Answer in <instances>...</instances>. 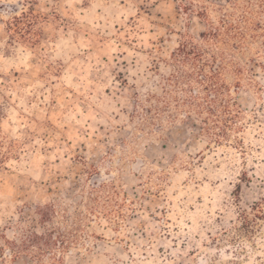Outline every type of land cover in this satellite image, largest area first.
Here are the masks:
<instances>
[{"label": "rangeland", "instance_id": "374dc122", "mask_svg": "<svg viewBox=\"0 0 264 264\" xmlns=\"http://www.w3.org/2000/svg\"><path fill=\"white\" fill-rule=\"evenodd\" d=\"M224 15L264 34V0H0V264H264V69L220 143L142 111Z\"/></svg>", "mask_w": 264, "mask_h": 264}, {"label": "trees", "instance_id": "16d2710c", "mask_svg": "<svg viewBox=\"0 0 264 264\" xmlns=\"http://www.w3.org/2000/svg\"><path fill=\"white\" fill-rule=\"evenodd\" d=\"M242 19L245 26L226 15L218 24L207 20L208 30L200 34L199 40L187 38L181 42L172 55L174 73L166 79L162 96H153L156 105L150 109L142 108V111L152 119L173 123L181 119L180 116L194 118L200 122L205 134L218 137L216 142L227 139L232 121L238 118L232 112L236 102L230 96L231 85L227 77H233L234 87L238 90L243 85L244 74L253 71L255 66L264 69V43L257 45V39L264 34L254 32L259 22ZM254 45L258 46L254 54L261 56H250L242 62L238 54L246 50L252 52ZM250 63H253L252 67L247 66ZM250 84L258 87L253 80ZM144 120L148 121V118ZM215 128L220 129V134L212 132ZM38 209L45 223L53 221L58 214L54 204ZM27 238L31 243H39L37 233L32 232Z\"/></svg>", "mask_w": 264, "mask_h": 264}]
</instances>
